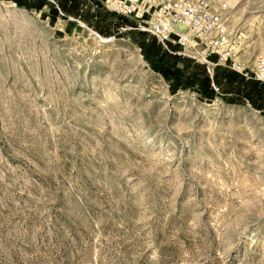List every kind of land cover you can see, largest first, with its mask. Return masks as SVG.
<instances>
[{"label": "rangeland", "instance_id": "374dc122", "mask_svg": "<svg viewBox=\"0 0 264 264\" xmlns=\"http://www.w3.org/2000/svg\"><path fill=\"white\" fill-rule=\"evenodd\" d=\"M103 2L0 0V264H264V85Z\"/></svg>", "mask_w": 264, "mask_h": 264}, {"label": "built area", "instance_id": "2783aa9c", "mask_svg": "<svg viewBox=\"0 0 264 264\" xmlns=\"http://www.w3.org/2000/svg\"><path fill=\"white\" fill-rule=\"evenodd\" d=\"M107 10L133 19L171 52L224 67L264 85V49L251 69L238 60L241 37L229 21L224 0H105Z\"/></svg>", "mask_w": 264, "mask_h": 264}, {"label": "crops", "instance_id": "0c3cea01", "mask_svg": "<svg viewBox=\"0 0 264 264\" xmlns=\"http://www.w3.org/2000/svg\"><path fill=\"white\" fill-rule=\"evenodd\" d=\"M104 2H103V6L105 7V0H103ZM69 2H72V0H62V3L64 4L63 5V8L65 9V5L67 4L68 5V3ZM106 8V7H105ZM107 9V8H106ZM109 11V10H108ZM111 12V11H110ZM113 13V14H112ZM112 13H109L108 12V14H107V17L109 18V17H111L112 16V18L113 19H115L116 17H118V18H121V19H123L124 21H128V22H130L129 20H130V18H127V17H124V16H121V15H119V14H116V13H114V12H112ZM153 37V36H152ZM154 38V40L157 42V44L162 48V45L159 43V41L155 38V37H153ZM171 49H175V50H177V51H179L180 53H181V51H180V49L178 48V47H174V46H171ZM221 68H223V67H221ZM232 71V70H231ZM233 72H235V71H233ZM236 74H239V73H237V72H235ZM239 75H241V74H239ZM238 76V75H237ZM242 76V75H241ZM240 77V76H239ZM261 84V83H260Z\"/></svg>", "mask_w": 264, "mask_h": 264}, {"label": "bare ground", "instance_id": "6f19581e", "mask_svg": "<svg viewBox=\"0 0 264 264\" xmlns=\"http://www.w3.org/2000/svg\"><path fill=\"white\" fill-rule=\"evenodd\" d=\"M112 1L113 0H111V3H112ZM240 54H241V50H240ZM203 58H201V60H202ZM240 62H241V64H242V61H241V56H239V59H238ZM243 65V64H242Z\"/></svg>", "mask_w": 264, "mask_h": 264}, {"label": "trees", "instance_id": "16d2710c", "mask_svg": "<svg viewBox=\"0 0 264 264\" xmlns=\"http://www.w3.org/2000/svg\"><path fill=\"white\" fill-rule=\"evenodd\" d=\"M256 108V107H255ZM257 109V108H256ZM258 110V109H257Z\"/></svg>", "mask_w": 264, "mask_h": 264}]
</instances>
